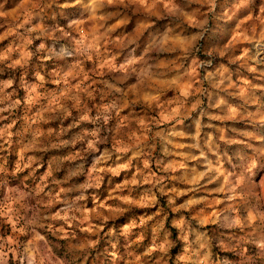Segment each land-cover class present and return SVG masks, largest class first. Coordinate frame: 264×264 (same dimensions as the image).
Instances as JSON below:
<instances>
[{
	"label": "clouds",
	"instance_id": "9594fccd",
	"mask_svg": "<svg viewBox=\"0 0 264 264\" xmlns=\"http://www.w3.org/2000/svg\"><path fill=\"white\" fill-rule=\"evenodd\" d=\"M0 264H264V0H0Z\"/></svg>",
	"mask_w": 264,
	"mask_h": 264
}]
</instances>
